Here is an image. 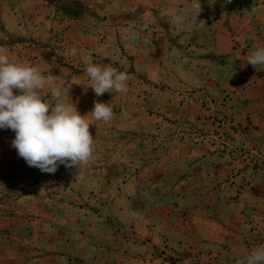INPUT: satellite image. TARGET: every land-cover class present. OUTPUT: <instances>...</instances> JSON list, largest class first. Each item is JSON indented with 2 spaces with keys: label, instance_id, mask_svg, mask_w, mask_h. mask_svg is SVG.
I'll use <instances>...</instances> for the list:
<instances>
[{
  "label": "rangeland",
  "instance_id": "374dc122",
  "mask_svg": "<svg viewBox=\"0 0 264 264\" xmlns=\"http://www.w3.org/2000/svg\"><path fill=\"white\" fill-rule=\"evenodd\" d=\"M193 2L0 0V48L51 78L45 99L70 88L94 138L87 165L48 174L0 129V264H240L264 245V65L247 64L264 0ZM89 63L126 91L96 97Z\"/></svg>",
  "mask_w": 264,
  "mask_h": 264
},
{
  "label": "clouds",
  "instance_id": "9594fccd",
  "mask_svg": "<svg viewBox=\"0 0 264 264\" xmlns=\"http://www.w3.org/2000/svg\"><path fill=\"white\" fill-rule=\"evenodd\" d=\"M192 8L196 18L201 11L200 0H194ZM185 20L179 9L173 10V36L182 34ZM247 64L254 68L264 65V46L251 52ZM85 72L96 97L126 91L130 79L127 72L111 65L89 63ZM49 79L40 67L17 63L10 59L6 49L0 48V129L15 133L11 147L28 166L54 174L60 165H87L94 153V138L86 115L79 114L74 103L66 102L70 88L60 85L50 89V99L41 95ZM90 113L95 120L105 123L114 116L110 104L103 102H94ZM240 264H264V245L253 249Z\"/></svg>",
  "mask_w": 264,
  "mask_h": 264
},
{
  "label": "crops",
  "instance_id": "0c3cea01",
  "mask_svg": "<svg viewBox=\"0 0 264 264\" xmlns=\"http://www.w3.org/2000/svg\"><path fill=\"white\" fill-rule=\"evenodd\" d=\"M180 10V9H179Z\"/></svg>",
  "mask_w": 264,
  "mask_h": 264
}]
</instances>
